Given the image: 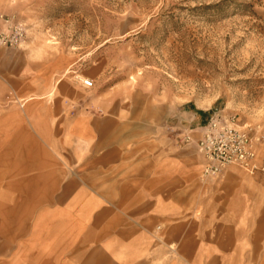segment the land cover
<instances>
[{
	"label": "crops",
	"instance_id": "obj_1",
	"mask_svg": "<svg viewBox=\"0 0 264 264\" xmlns=\"http://www.w3.org/2000/svg\"><path fill=\"white\" fill-rule=\"evenodd\" d=\"M6 54L0 48V216L12 225L0 264H264V176L230 166L202 178L205 110L145 108L136 94L109 101L63 77L49 95L47 64ZM31 152L46 169L34 180ZM27 200L39 201L36 211ZM27 216L36 218L24 237Z\"/></svg>",
	"mask_w": 264,
	"mask_h": 264
},
{
	"label": "rangeland",
	"instance_id": "obj_2",
	"mask_svg": "<svg viewBox=\"0 0 264 264\" xmlns=\"http://www.w3.org/2000/svg\"><path fill=\"white\" fill-rule=\"evenodd\" d=\"M1 15L24 37L18 47L0 48L12 64L19 52L47 64L49 95L61 77L91 79L92 89L106 92L109 101L129 102L136 94L145 108L153 100L176 113L205 110L210 117L221 110L264 137V0H0ZM23 105L11 104L17 110ZM21 153H15L19 167ZM29 155L27 175L34 180L46 171L39 168L44 154ZM47 155L54 159L50 147ZM260 156L264 160V142ZM24 202L29 211L39 203ZM26 218L24 237L36 217ZM10 219L0 216V241L10 235ZM20 221L17 239L18 226L25 225Z\"/></svg>",
	"mask_w": 264,
	"mask_h": 264
},
{
	"label": "built area",
	"instance_id": "obj_3",
	"mask_svg": "<svg viewBox=\"0 0 264 264\" xmlns=\"http://www.w3.org/2000/svg\"><path fill=\"white\" fill-rule=\"evenodd\" d=\"M22 28L8 17L0 16V46L18 47L23 41ZM86 88H93L94 81L84 79ZM184 142L191 138L185 134L179 137ZM264 137L257 134L252 127L236 124L235 115H226L221 110L212 112L203 126L198 150L205 159L202 178L217 177L230 166H238L249 174L263 173L264 160L260 156V147Z\"/></svg>",
	"mask_w": 264,
	"mask_h": 264
},
{
	"label": "bare ground",
	"instance_id": "obj_4",
	"mask_svg": "<svg viewBox=\"0 0 264 264\" xmlns=\"http://www.w3.org/2000/svg\"><path fill=\"white\" fill-rule=\"evenodd\" d=\"M84 80V79H83Z\"/></svg>",
	"mask_w": 264,
	"mask_h": 264
}]
</instances>
